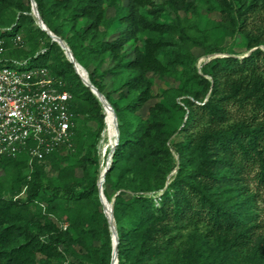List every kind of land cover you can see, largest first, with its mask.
<instances>
[{
  "label": "trees",
  "instance_id": "trees-1",
  "mask_svg": "<svg viewBox=\"0 0 264 264\" xmlns=\"http://www.w3.org/2000/svg\"><path fill=\"white\" fill-rule=\"evenodd\" d=\"M34 1L117 117L118 143L103 193L113 203L118 264H233L242 252L246 264H264L256 192L264 191V0H219L228 15L217 19L221 41L190 25L199 0ZM163 13L168 23L149 17ZM237 33L247 40V56L214 57L201 75L195 72L194 50L219 55ZM16 34L30 51L12 46ZM174 35L180 48L168 51L176 45ZM0 39L7 49L0 67L24 59L49 69L72 94L76 122L72 149L34 162L11 198L0 195V264H111L112 236L98 189L104 108L36 25L31 0H0ZM151 76L181 82L168 90L169 105L152 95ZM78 101L87 106L82 134ZM83 137L88 144L73 166L48 176L46 167L58 164L59 152H73ZM16 157L28 163L25 152ZM251 174L256 191L248 184ZM24 188L25 197H18ZM62 204L66 230L55 216ZM199 225L212 243L204 261L207 247L195 231L179 253L182 232Z\"/></svg>",
  "mask_w": 264,
  "mask_h": 264
},
{
  "label": "built area",
  "instance_id": "built-area-1",
  "mask_svg": "<svg viewBox=\"0 0 264 264\" xmlns=\"http://www.w3.org/2000/svg\"><path fill=\"white\" fill-rule=\"evenodd\" d=\"M11 44L14 48H23L22 36L16 34ZM6 51L5 41L0 39V62L7 61ZM8 61L10 66L0 67V159L15 158L25 152L32 168L34 162L63 147L73 148L76 128L71 111L73 96L62 79L49 69L24 67L27 60L23 61L22 68L14 69L12 65L17 61ZM60 228L66 230L67 225L60 223Z\"/></svg>",
  "mask_w": 264,
  "mask_h": 264
},
{
  "label": "rangeland",
  "instance_id": "rangeland-1",
  "mask_svg": "<svg viewBox=\"0 0 264 264\" xmlns=\"http://www.w3.org/2000/svg\"><path fill=\"white\" fill-rule=\"evenodd\" d=\"M158 3L164 2L165 0H156ZM207 5H211V10L207 8ZM222 6L220 5L219 0H199L198 2V14L195 16H192L191 13H189V17L191 19L192 24H196L200 30H207L211 33L212 39L215 41H221L224 38V32L223 30L218 27L217 19L219 17H223L224 20L228 19V15L223 13ZM13 13V11L11 12ZM32 15V14H31ZM150 18H157L159 23H168L170 21V16L168 14H161L156 15H149ZM23 37V35H22ZM144 36H140V44L143 43ZM174 40L176 42V45L170 46L168 48V51L176 50L180 48L181 41L179 40L178 36L174 35ZM25 51H30L29 45H24ZM249 51L247 50V40L242 34L237 33L234 36V39L228 44L227 47H225L221 54L219 55H203L202 52L198 49L194 50V54L197 56V59L195 61V68L196 73L201 75L202 74V68L208 64L214 57L217 56H233L236 58H243L247 56ZM161 60L164 59V55L160 57ZM17 63L12 65V68L18 69L22 68V63L24 59H15ZM31 66L30 61H28L27 65L24 67ZM150 81L152 84V95L156 97L157 102L163 103L165 105H169L171 102V98H169L168 90L171 88H180L181 82L178 80H170V79H164L158 76H151ZM189 85L197 91H201V86L195 81L190 80ZM181 98H176L177 102H180ZM155 101H151L149 105H153ZM77 107V116H78V123H79V134H82L85 131V128L87 126L85 122V110L87 106L84 103H81L78 101V104H76ZM183 113L178 112L176 114L177 117V123L179 124L181 122ZM89 125V124H88ZM105 125V124H104ZM117 125V122H116ZM119 131V130H118ZM103 135V133H102ZM102 135L99 139L98 145H97V152L99 155V164L100 168L106 167L108 164V156L110 151L107 152L105 156H102ZM88 144V140L86 138H79L76 140L75 150L71 153H68L66 151H60L59 152V161L57 165H48L46 167L48 176L55 177L58 175L60 170H64L66 168L72 167L75 163L76 159L80 156L81 153H84L86 145ZM31 171V168L29 167L28 163H24L20 161L18 157H15L14 159H10L9 161L0 163V195L3 198H11L13 193L18 189L19 183L18 180L24 176L29 175ZM253 174H251L248 178V184L251 190L256 191L255 182L253 180ZM258 193L257 197V207H258V223L261 226L259 233L264 234V191L257 190ZM18 197L24 198L25 195H19ZM109 201L107 200L104 202L107 204ZM72 209L76 210L79 208L77 204L70 205ZM105 206V205H104ZM64 204L61 205L60 209L56 212L55 216L61 221V223H67L68 220L66 217V208ZM36 210H38L36 208ZM41 210L44 212L45 207L43 206ZM106 210V206H105ZM109 211V210H108ZM192 231H195L196 233L202 235V242L207 247V253L203 257V261L206 260L207 254L211 252L212 250V243L211 240L207 237L206 229L202 226L197 227H190L185 229L182 232V238L179 244V253L183 254L182 251L185 250L186 242L189 239V236ZM246 252L238 253L236 255V258L233 260V264H246L245 259Z\"/></svg>",
  "mask_w": 264,
  "mask_h": 264
},
{
  "label": "water",
  "instance_id": "water-1",
  "mask_svg": "<svg viewBox=\"0 0 264 264\" xmlns=\"http://www.w3.org/2000/svg\"><path fill=\"white\" fill-rule=\"evenodd\" d=\"M31 14L34 17V19L36 20V25L44 32L46 33L53 42L57 43L60 48L64 51V55L67 58V60L73 64L74 69L77 73V75L80 77V79L82 80V83L85 87H87L91 93L98 99V101L102 104L104 111L107 109H110L114 116H115V120L117 121V117L116 114L114 113L112 107L110 106V104L107 102V100L105 99V97L90 83L89 79L84 80L83 77L80 75L78 68H80L84 74L87 76L88 75L86 73V71L76 62V60L74 59L69 47L67 46V44L58 36H56L55 34H53L48 28L47 26L44 24V22L42 21L38 10L36 8V3L34 0H31ZM255 50V49H252ZM218 57V56H217ZM117 131H118V122H117ZM118 137H119V131H118V135H117V139L116 142L114 144V146L112 147L109 156H108V160L111 161L114 149L118 143ZM109 164L106 165V167L103 169L102 173H101V177L98 183V189H99V199L100 202L103 206V210H104V214L108 220L109 226H110V232H111V236H112V248H113V252H112V262L111 264H118V236H117V230H116V225H115V221H114V217H113V203L110 204V208H109V212L111 213V215L109 213L106 212L105 207H104V202H106V198L104 196L103 193V184H104V176L108 170Z\"/></svg>",
  "mask_w": 264,
  "mask_h": 264
},
{
  "label": "bare ground",
  "instance_id": "bare-ground-1",
  "mask_svg": "<svg viewBox=\"0 0 264 264\" xmlns=\"http://www.w3.org/2000/svg\"><path fill=\"white\" fill-rule=\"evenodd\" d=\"M78 71L84 80L88 79L87 76L84 74V72L80 68H78ZM104 113H105V116H104L105 126L103 130V135H102V138H103L102 153H101L102 156H105L108 151H111L112 147L114 146L116 142L117 135H118L117 125H116L117 121L115 120V116L113 112L110 109H107L104 111ZM104 168L105 167L102 168V171ZM110 204H111L110 202H108L107 204L104 203V205L106 206V212L111 215V213L108 211L110 208Z\"/></svg>",
  "mask_w": 264,
  "mask_h": 264
}]
</instances>
